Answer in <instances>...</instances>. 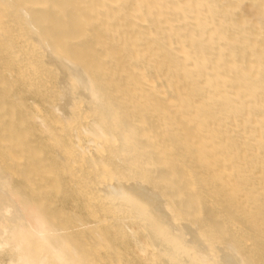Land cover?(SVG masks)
Listing matches in <instances>:
<instances>
[{"label":"bare ground","instance_id":"bare-ground-1","mask_svg":"<svg viewBox=\"0 0 264 264\" xmlns=\"http://www.w3.org/2000/svg\"><path fill=\"white\" fill-rule=\"evenodd\" d=\"M0 255L264 264V0H0Z\"/></svg>","mask_w":264,"mask_h":264},{"label":"rangeland","instance_id":"rangeland-1","mask_svg":"<svg viewBox=\"0 0 264 264\" xmlns=\"http://www.w3.org/2000/svg\"><path fill=\"white\" fill-rule=\"evenodd\" d=\"M26 97L28 98V100L26 101L27 103H31L32 102V100H33V95H31V93H26ZM39 98H37L36 100L37 101H39V104L41 105V107L44 109V111L45 112H47L51 117L54 115L55 116V112L52 110V108H51V106H50V103L49 102H47V101H43V100H41V99H39ZM57 124V126L59 127V129H62V124L61 123H59V122H57L56 123ZM40 149H41V147H40ZM54 150V149H53ZM56 160L58 161V162H60V163H66V160H63V158L62 157H56ZM79 184H77L78 186L79 185H81V182L79 181L78 182ZM83 196V194H77V196H76V194L75 195H73V197H72V199H74V198H76V197H79V199H81V208H83L85 211L88 209V207H87V205L88 204H91L92 206H94L95 208H99L98 206L101 204L100 203V199H90V200H88L86 197H85V199L82 197ZM83 198V199H82ZM93 200V201H92ZM95 200V201H94ZM96 200H98V201H96ZM98 214H100L102 217H104L105 216V213H104V211L103 210H99V212H98ZM87 219L88 220H93L94 218L92 217V216H90V217H87ZM149 248H150V250L152 251V249H153V247H151L150 245H149ZM9 263V257L8 256H5L4 258H2V256L0 255V264H8ZM137 264H142V263H138L137 262ZM143 264H145V263H143ZM147 264V263H146Z\"/></svg>","mask_w":264,"mask_h":264}]
</instances>
